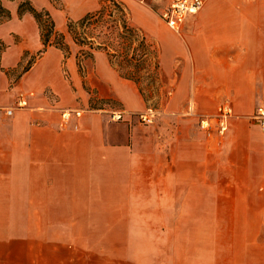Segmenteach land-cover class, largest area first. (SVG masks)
Masks as SVG:
<instances>
[{"label":"crops","instance_id":"0c3cea01","mask_svg":"<svg viewBox=\"0 0 264 264\" xmlns=\"http://www.w3.org/2000/svg\"><path fill=\"white\" fill-rule=\"evenodd\" d=\"M21 1L0 0V264H264V0H204L178 32L116 0L169 78L157 117L67 35L99 0H27L69 54L43 46ZM222 104L226 134L208 138L199 119Z\"/></svg>","mask_w":264,"mask_h":264},{"label":"trees","instance_id":"16d2710c","mask_svg":"<svg viewBox=\"0 0 264 264\" xmlns=\"http://www.w3.org/2000/svg\"><path fill=\"white\" fill-rule=\"evenodd\" d=\"M99 2L100 7L97 11L86 14L77 22L67 23V35L73 44L81 49L82 56L90 57L95 51L104 52L120 77L135 83L145 100L148 98L140 88L142 83L150 86L151 96L157 98L161 78L155 47L129 23L127 14L119 2L116 0ZM24 13L34 17L45 48L54 46L69 54L65 36L55 32L53 21L47 12L37 11L27 0H22L18 15ZM29 66L30 64L25 70Z\"/></svg>","mask_w":264,"mask_h":264},{"label":"built area","instance_id":"2783aa9c","mask_svg":"<svg viewBox=\"0 0 264 264\" xmlns=\"http://www.w3.org/2000/svg\"><path fill=\"white\" fill-rule=\"evenodd\" d=\"M143 1V0H142ZM204 0H173L170 5L160 14L161 20L165 25L173 31L178 32L182 27L185 19L189 15L197 14L202 6ZM17 108L26 107V101L23 96H19L17 101ZM7 116H10L12 111H5ZM76 116H80L78 112H74ZM71 112H64V122L68 121ZM233 111L228 104H222L218 107L213 116L203 117L199 121V128L205 133L208 138L212 137V133H216L218 137H223L228 129V121L231 119ZM121 113H113L111 115L112 121L122 120ZM140 120L144 123L151 124L153 121V114L147 112L140 116ZM254 120L258 123L259 127L264 131V107H259L254 115Z\"/></svg>","mask_w":264,"mask_h":264},{"label":"rangeland","instance_id":"374dc122","mask_svg":"<svg viewBox=\"0 0 264 264\" xmlns=\"http://www.w3.org/2000/svg\"><path fill=\"white\" fill-rule=\"evenodd\" d=\"M136 2H139L141 4L149 6L160 18V14L162 12V9L170 5V3L173 0H135ZM150 38V37H149ZM151 40L154 42V39L151 38ZM156 42V41H155ZM154 42V44H156ZM163 82L164 85L160 84V89L158 90L160 93V98H155L151 96V89L150 86H146V83H142L140 88L144 91L145 95L147 96V109H151L156 117L158 116V112L161 111L162 107L166 105L167 98L169 95V92L172 90L169 78L167 76L163 75ZM151 93V94H150ZM203 118V117H202ZM200 118L199 121L202 119ZM199 124V122H198ZM102 256L97 255V264H119L117 261L113 260L111 263H104L103 260L101 261Z\"/></svg>","mask_w":264,"mask_h":264}]
</instances>
